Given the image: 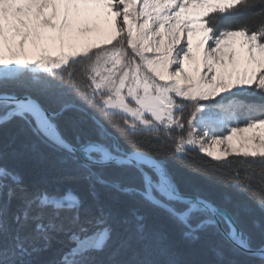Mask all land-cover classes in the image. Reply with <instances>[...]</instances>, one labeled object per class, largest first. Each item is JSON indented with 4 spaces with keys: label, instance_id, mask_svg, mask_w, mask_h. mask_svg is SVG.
Here are the masks:
<instances>
[{
    "label": "snow or ice",
    "instance_id": "1",
    "mask_svg": "<svg viewBox=\"0 0 264 264\" xmlns=\"http://www.w3.org/2000/svg\"><path fill=\"white\" fill-rule=\"evenodd\" d=\"M256 3L264 17V0H0V126L15 122L25 138L0 146V161L41 144L58 153V173L31 187L0 164V192L4 181L14 185L0 198V264H31L26 257L56 237L64 247L48 264H203L187 257L157 210L184 244L215 235L246 257L225 259L217 248L207 264H264V242L254 245L239 227L238 203L183 192L159 149L128 139L163 128L179 138L175 154L199 145L219 160L214 146L228 142L225 154L258 157V172L249 164L222 181L250 198L259 185L264 211V113L216 131L234 119L232 97L264 96V20L221 22ZM69 113L77 114L71 140L59 126ZM109 115L125 118L118 125ZM98 186L129 199L101 198Z\"/></svg>",
    "mask_w": 264,
    "mask_h": 264
},
{
    "label": "trees",
    "instance_id": "2",
    "mask_svg": "<svg viewBox=\"0 0 264 264\" xmlns=\"http://www.w3.org/2000/svg\"><path fill=\"white\" fill-rule=\"evenodd\" d=\"M260 11L261 6L259 3H256L246 11L236 12L231 15L224 14V19L221 22L224 25L233 26L247 23L249 27H256L264 20V17L258 15ZM232 99L234 101V112L245 120L251 117H260L264 113V96H261L258 92L243 93ZM188 111H190V108L186 110V112ZM76 115V113H69L59 121L60 130L70 140L73 138ZM124 118L120 115H109L105 117V120L114 121L119 125ZM110 130L114 136H120L118 130ZM14 137H16V146H19L25 140L24 137L17 136V125L15 122L0 126V146L7 145ZM91 138L96 139L94 136ZM128 139L136 140L142 145L159 149L162 158L167 163L169 171L183 192L189 195L199 192L210 198H222L225 195L230 196L240 206L242 224L239 227H243L251 235L254 245L264 242V211L261 210L257 203V198L261 195L259 185L256 186V191L250 198L247 193L237 194L230 184H225L222 181V178L227 177L234 170H238L241 173L244 172L249 167V164L258 172L261 167L258 157L245 158L241 155H230L224 160L217 161L200 153L198 149H187L184 153L175 154V147L179 138L175 137L174 134L167 133L164 129L153 132L146 130L138 131L135 136L129 133ZM161 140L163 141L162 143ZM174 140L176 143L173 142ZM120 142L121 144L124 143L122 139ZM57 156L58 153L52 148L41 144L37 152L26 151L20 157L13 156L9 150V154L4 160L0 161V164L19 172L23 177L24 183L31 187L33 183L45 177L51 178L58 173ZM113 172V166H109L106 169L109 178H114ZM4 183L6 187L3 189V192H0V198L7 192L8 187H14L11 181H4ZM98 192L101 198L118 196L121 200L129 199L126 196H121L118 193L99 186ZM18 203V201H13L14 211ZM145 210L151 211L150 209ZM153 214L156 215V213ZM157 215L160 218V222L170 231L172 238L182 245L189 259L207 264L208 261L217 259L215 256V249L217 248L223 250L225 259L237 261L246 259L244 256H233L231 252L233 246L228 241L215 235L202 234L200 242L194 245H186L180 239L179 227L173 222L168 221L163 212L157 210ZM60 239L63 238H54L47 251L33 254L30 257H26V259H30L31 264H48L49 261L58 259L59 252L64 247L58 243Z\"/></svg>",
    "mask_w": 264,
    "mask_h": 264
},
{
    "label": "rangeland",
    "instance_id": "3",
    "mask_svg": "<svg viewBox=\"0 0 264 264\" xmlns=\"http://www.w3.org/2000/svg\"><path fill=\"white\" fill-rule=\"evenodd\" d=\"M197 39H198L197 36H194V37H193V42H194V44H195V41H196ZM232 91H235V89H233ZM248 92H258V91H253L252 89H249ZM248 92H247V93H248ZM258 93H259V92H258ZM221 95H228V94H227V93H222ZM240 95H241V94H240ZM232 98H233V97H232ZM219 100H220V97L217 96V97H215L214 99L209 100V101H201V103H202V104H213V105H214V104L216 103V101H219ZM226 102H227V100L223 101V103H225V104H226ZM188 108H190V111H191V105H189ZM187 114H188V112L185 111L184 115L187 116ZM243 120H245V119L242 118V117H240L239 115H237V114L234 112V119H233L232 123H231V124H228V125H220V126H217L216 131H217V132H220V133L228 134L227 131H226V128H230V127L232 126V124L239 123L240 121H243ZM129 122L131 123V121H129ZM240 126L243 127L244 125H243L242 123H240ZM161 129H163V128H161ZM159 130H160V129H159ZM238 135H239V134H238ZM244 135H245V136H250V135H252V133H251V132H248V133H244ZM185 137H186V132H185ZM209 143H210V141H209ZM231 143H232L234 146H236L237 148H239L238 137H237V138H234L233 141H231ZM227 144H228V142H226L225 144L215 145V146H214L215 156H219V157H221V159H219V160L215 159V157H209V156L207 155V153L200 151V150H199V145H196L195 147L190 146V145H187L186 148H187V149H198L200 153L206 155L207 157H209V158H211V159H213V160L220 161V160H224V159H226V158H227L228 156H230V155H237L236 153L232 152L231 150H229V152H228L227 154L224 153V149L227 147Z\"/></svg>",
    "mask_w": 264,
    "mask_h": 264
},
{
    "label": "water",
    "instance_id": "4",
    "mask_svg": "<svg viewBox=\"0 0 264 264\" xmlns=\"http://www.w3.org/2000/svg\"><path fill=\"white\" fill-rule=\"evenodd\" d=\"M230 244H231V242L230 241H228ZM232 245V244H231ZM233 247H234V245H232Z\"/></svg>",
    "mask_w": 264,
    "mask_h": 264
}]
</instances>
